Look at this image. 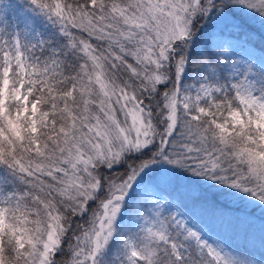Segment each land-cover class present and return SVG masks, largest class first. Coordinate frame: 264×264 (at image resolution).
Masks as SVG:
<instances>
[{"label":"snow or ice","instance_id":"1","mask_svg":"<svg viewBox=\"0 0 264 264\" xmlns=\"http://www.w3.org/2000/svg\"><path fill=\"white\" fill-rule=\"evenodd\" d=\"M0 264H264V0H0Z\"/></svg>","mask_w":264,"mask_h":264}]
</instances>
